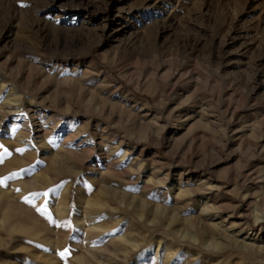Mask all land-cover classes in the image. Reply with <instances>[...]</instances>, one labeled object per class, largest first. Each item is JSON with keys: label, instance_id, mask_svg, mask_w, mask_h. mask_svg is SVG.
Masks as SVG:
<instances>
[{"label": "rangeland", "instance_id": "374dc122", "mask_svg": "<svg viewBox=\"0 0 264 264\" xmlns=\"http://www.w3.org/2000/svg\"><path fill=\"white\" fill-rule=\"evenodd\" d=\"M0 145V264H264V0H0Z\"/></svg>", "mask_w": 264, "mask_h": 264}, {"label": "snow or ice", "instance_id": "6c2138e0", "mask_svg": "<svg viewBox=\"0 0 264 264\" xmlns=\"http://www.w3.org/2000/svg\"><path fill=\"white\" fill-rule=\"evenodd\" d=\"M0 148H3V145H0ZM17 151H19V152H23L24 149H17ZM9 155H11V153H9L7 149H4V152H3V153H0V163L3 162V157H4V156H9ZM17 176H19V173H12L9 177H5L4 179H0V186H3V185L5 184V181H6V180L13 179V178H15V177H17ZM56 190H57L56 188H53V189H50L48 192H43V193H33L32 195H33L34 197H39V196H45V197H46V196L49 195V192H55ZM17 191H19V189H17ZM25 201L28 202V203H32V201L29 200L27 197H25ZM42 214H43V213H42ZM48 218H49V220H50V222H51V217L49 216ZM67 253H68V250L65 249L64 252H61V253H60V255H61L62 257H64V256L67 255Z\"/></svg>", "mask_w": 264, "mask_h": 264}, {"label": "bare ground", "instance_id": "6f19581e", "mask_svg": "<svg viewBox=\"0 0 264 264\" xmlns=\"http://www.w3.org/2000/svg\"><path fill=\"white\" fill-rule=\"evenodd\" d=\"M11 109V108H10ZM34 109V108H33ZM8 113H11V111H8ZM32 114H37V111H34V113H32ZM49 120V119H48ZM52 122V121H51ZM45 124H47V121L45 120V121H41V120H39V122H38V127L37 128H35L34 130H33V132L34 133H36V134H39V133H41L42 131H43V129H44V127H45ZM61 132V131H60Z\"/></svg>", "mask_w": 264, "mask_h": 264}]
</instances>
